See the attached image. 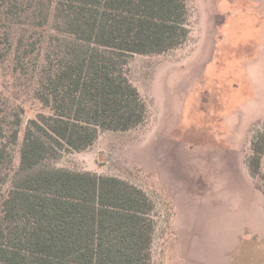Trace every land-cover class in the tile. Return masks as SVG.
Instances as JSON below:
<instances>
[{"label": "trees", "instance_id": "1", "mask_svg": "<svg viewBox=\"0 0 264 264\" xmlns=\"http://www.w3.org/2000/svg\"><path fill=\"white\" fill-rule=\"evenodd\" d=\"M188 19L185 0H0V62L49 110L24 121L0 90V264H151L150 195L120 176L54 162L102 131L144 122L129 60L184 43ZM250 151L246 169L264 183V131Z\"/></svg>", "mask_w": 264, "mask_h": 264}, {"label": "rangeland", "instance_id": "2", "mask_svg": "<svg viewBox=\"0 0 264 264\" xmlns=\"http://www.w3.org/2000/svg\"><path fill=\"white\" fill-rule=\"evenodd\" d=\"M188 38L176 48L134 54L129 80L147 107L142 124L102 131L57 166L120 176L156 207L151 264L264 262V183L244 159L264 131V0H185ZM0 90L24 121L48 108L32 84L0 62ZM23 130L12 147L18 164ZM256 180V181H255Z\"/></svg>", "mask_w": 264, "mask_h": 264}]
</instances>
